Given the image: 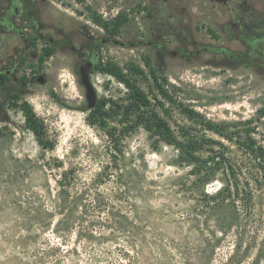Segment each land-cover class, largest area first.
<instances>
[{"label":"rangeland","instance_id":"1","mask_svg":"<svg viewBox=\"0 0 264 264\" xmlns=\"http://www.w3.org/2000/svg\"><path fill=\"white\" fill-rule=\"evenodd\" d=\"M26 1L35 4L30 20L42 34L67 45L54 47L30 33L27 48L18 38L19 66L0 84V264H264V204L238 251L235 233L198 230L187 218L193 203L179 189L189 168L180 166L178 148L162 140L171 134L157 127L162 119L177 138L193 134L227 145L204 124L228 125L224 134L234 137H246L250 128L264 147V49L252 54L225 34L226 22L241 14L212 0ZM258 8L264 14V0ZM159 40L166 50L154 44ZM84 45L98 56L79 54ZM88 60L97 105L107 114L100 125L80 81ZM108 64L150 106L98 70ZM6 66L12 62L4 53ZM24 103L52 148L27 129ZM67 171L72 179L63 204L58 181Z\"/></svg>","mask_w":264,"mask_h":264},{"label":"trees","instance_id":"2","mask_svg":"<svg viewBox=\"0 0 264 264\" xmlns=\"http://www.w3.org/2000/svg\"><path fill=\"white\" fill-rule=\"evenodd\" d=\"M98 70L116 77L129 86L134 93V102L142 107L150 106V101L145 94L130 84L118 66L108 64ZM137 72L141 71L137 70ZM153 77L155 81H158L155 74ZM162 94L168 97L164 90ZM103 107L104 104H98L90 110L91 118L98 119L99 125L103 123L107 115L103 112ZM19 108L24 113L27 129L34 133L40 145L45 149L52 148V143L45 137L43 124L32 107L24 103ZM246 125H250V122ZM157 127L160 133L171 134L169 137L163 136L162 140L178 148L180 166L189 168L187 175L179 179V189L193 203L187 218L193 221L198 230H208L212 235H216L217 231L235 233L237 235L235 249L237 251L241 249L245 236L253 229L257 206L264 204V147L251 136L250 128L247 130L246 137L240 135L234 137L224 134L228 125L206 122L205 129L223 136L230 144L227 145L222 141L193 134L177 138L173 136L168 124L162 119L157 120ZM105 172L106 169L103 174ZM61 176V180L58 181L60 187L58 196L65 204V195L68 193L67 189L72 178L69 171ZM102 179L100 176L95 180L94 185H98L97 181ZM90 193L92 190L88 189L83 196L88 197ZM249 247L250 244L247 249Z\"/></svg>","mask_w":264,"mask_h":264},{"label":"flooded vegetation","instance_id":"3","mask_svg":"<svg viewBox=\"0 0 264 264\" xmlns=\"http://www.w3.org/2000/svg\"><path fill=\"white\" fill-rule=\"evenodd\" d=\"M260 1L212 0L213 3L220 4L231 14H241L237 16L236 20L226 22V26H224L225 34L227 36L236 35L238 40L255 55H260L261 50L264 49V14H261L258 8ZM33 7H35V4L29 3L26 0H3L0 4V84L5 77L9 75L13 76L19 66L18 38L24 40L27 48L30 47V33L39 40H46L54 47L61 48L67 45L65 42L58 44L51 37L42 34L43 28L39 27L35 21L30 20V11ZM22 21L24 24L20 25L19 22ZM107 41L112 40H103V43ZM154 44H157L162 50H166L162 41L159 40ZM98 47L99 44L96 48ZM70 49L74 52L77 51L74 46H70ZM90 50H93L94 55L98 56L95 48L93 49L89 45L82 46L77 52L84 56ZM218 51L229 59L235 57L234 54H231L225 48ZM4 53L6 54V60L12 62V68L4 67ZM81 68L93 70V60L82 63ZM41 78L43 77H39L37 80L40 81Z\"/></svg>","mask_w":264,"mask_h":264},{"label":"water","instance_id":"4","mask_svg":"<svg viewBox=\"0 0 264 264\" xmlns=\"http://www.w3.org/2000/svg\"><path fill=\"white\" fill-rule=\"evenodd\" d=\"M112 43L119 45L121 47H126L127 44L123 42H119L117 40H112ZM75 48V47H74ZM91 69L90 68H81L80 69V81L86 91V99H87V109L92 110L97 106L98 103V94L97 90L91 79ZM41 84H45V80L43 78L39 81Z\"/></svg>","mask_w":264,"mask_h":264}]
</instances>
